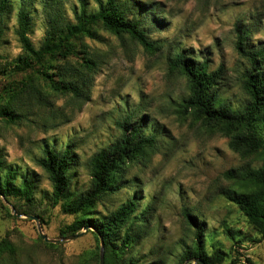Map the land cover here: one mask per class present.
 <instances>
[{
    "label": "rangeland",
    "instance_id": "rangeland-1",
    "mask_svg": "<svg viewBox=\"0 0 264 264\" xmlns=\"http://www.w3.org/2000/svg\"><path fill=\"white\" fill-rule=\"evenodd\" d=\"M150 2L163 11L159 18H165L163 27L151 28L149 33L150 38L165 42L161 51L149 54L129 40L100 33L98 40L86 42L107 53V58L94 75L89 98L83 105L79 107L70 95H57L51 99L52 106L35 110L30 122L11 126L0 122V150L7 164L20 174L35 175L39 180L35 207L12 198L0 199V264H74L78 253L94 245L93 236L85 231L74 239L54 242L60 244L58 249L47 247L38 239L36 222L25 216L37 215L17 211L13 202L22 210L41 214L45 221L43 224L39 220L41 232L47 238H61L60 228L74 216L62 212L59 204L49 203L50 184L36 165L42 147L47 144L61 148L71 141L77 156L72 187L86 188L90 180L87 159L118 137L115 121L132 110L145 113L150 122L148 130L161 135L158 153L145 167L131 169L128 178L136 176L139 185L106 199L108 207L115 209L134 193L138 211L152 207L147 234L134 255L151 251L156 258H162V264H176L181 247L192 237L182 214V208L187 206L205 226L208 250L219 247L226 252L223 264H264V239L259 238L238 208L219 193L227 185L222 173L246 161L229 149L226 137L207 134L199 124L178 116L175 103L186 95L185 80L167 70V57L174 50H187L207 59L210 70L222 65L220 92L233 107L241 106L246 97L240 77L248 65L234 49L235 25L241 23L251 28L250 46L264 42V0ZM75 3L76 0H63L67 16H71ZM35 6L30 38L38 46L45 21L38 1ZM14 13L9 15L10 29L0 45L1 61L14 58L20 51L12 32ZM5 82L6 77L0 73V90ZM50 109L59 117L52 118ZM12 207L21 216H15Z\"/></svg>",
    "mask_w": 264,
    "mask_h": 264
},
{
    "label": "trees",
    "instance_id": "trees-1",
    "mask_svg": "<svg viewBox=\"0 0 264 264\" xmlns=\"http://www.w3.org/2000/svg\"><path fill=\"white\" fill-rule=\"evenodd\" d=\"M37 1L45 27L40 44L35 46L30 31ZM150 1L91 0L90 5L89 0H76L69 17L63 0H0V45L10 29L8 18L14 11L12 32L20 48L9 60L1 61L0 54V73L6 77L0 90V122L5 126L30 122L34 111L52 106L51 99L57 95H70L79 107L83 105L89 98L94 75L107 58V53L86 42L98 40L100 33L129 40L149 54L161 51L165 42L150 38L149 33L151 28L163 27L165 18H159L163 11L152 7ZM252 33L249 26L236 23L234 49L248 65L240 77L246 97L241 106L233 107L220 92L224 79L222 65L210 70L207 59L187 50H174L167 57V70L185 80L186 95L175 103L178 116L199 124L207 134L226 137L229 149L246 161L222 173L227 185L219 193L238 208L259 238L264 239V42L250 46ZM49 111L52 118L59 117L53 109ZM149 124L147 115L139 114L138 110L116 120L118 137L87 159L90 180L83 189L72 187V171L77 161L72 142L61 148L47 144L42 147L36 165L50 184L49 203L59 204L62 212L74 216L60 228V235H74L87 226L86 231L94 239L92 247L76 255L74 264H99L100 237L104 246L103 264H162V258H156L151 251L134 255L147 234L152 207L138 211L134 193L115 209L106 203L117 192L138 186L136 176L128 178L131 169L145 167L160 150L161 135L148 130ZM251 160L258 164L251 165ZM38 181L37 176L22 175L7 164L0 150V199L12 198L35 207ZM13 206L19 212L34 213L45 223L40 213L22 210L17 202ZM182 214L192 237L181 247L176 264H193L194 259L204 264H223L226 252L219 247L208 250L205 226L198 221V214L187 206L182 208ZM38 239L52 249L60 246Z\"/></svg>",
    "mask_w": 264,
    "mask_h": 264
},
{
    "label": "water",
    "instance_id": "water-1",
    "mask_svg": "<svg viewBox=\"0 0 264 264\" xmlns=\"http://www.w3.org/2000/svg\"><path fill=\"white\" fill-rule=\"evenodd\" d=\"M11 211L15 214V216L19 217L21 216V214L17 213L15 211V208L12 207L11 208ZM27 218H30V219H33L37 226H38V231H39V235L41 238H43L46 242H57V241H64V240H68V239H74L76 237H78L79 235H81L83 232H85L87 230V226L83 228V231H81L80 233L78 234H74V235H69V236H66V237H61L59 239H49L47 238V236L45 234H43L41 232V227H40V223H39V218L37 216H31V215H25ZM99 258H100V261H99V264H103V256H104V246H103V241H102V238L100 237V252H99ZM195 263H198V264H204V262L200 259H194L193 260V264Z\"/></svg>",
    "mask_w": 264,
    "mask_h": 264
}]
</instances>
